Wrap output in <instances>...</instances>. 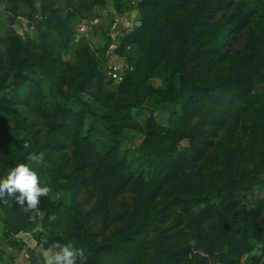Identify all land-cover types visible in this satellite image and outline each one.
<instances>
[{
	"label": "trees",
	"instance_id": "obj_1",
	"mask_svg": "<svg viewBox=\"0 0 264 264\" xmlns=\"http://www.w3.org/2000/svg\"><path fill=\"white\" fill-rule=\"evenodd\" d=\"M21 1L34 10L36 0ZM51 1L42 0L44 12ZM67 1L71 7L76 2H87ZM137 9L140 26L131 33L138 56L135 70L123 77L115 93H105V77L97 71L95 60H86L80 53L82 59L70 84L69 102L61 107L55 105L54 96L47 94L35 78L24 73L25 64L38 61V57L18 37L13 39L12 50L21 71L5 87L9 92H2L1 100L8 105L27 106L33 99L41 101L50 111V124L56 135L46 143L31 135L21 141L18 130L24 124L17 122L15 128L9 129L11 136L0 145V165L4 166L12 156L29 163L28 155L44 153L47 167L33 169L41 186L52 189L51 197L42 198L41 222L67 232L68 242L84 250L86 264H131L126 257L143 255L151 233L161 240L160 246L167 247L172 243L167 234L174 230L176 237L187 230L200 232L198 248L209 257H216L220 264H241L243 257L255 250L259 255L251 256L248 264H264V220L259 222L258 215L239 218L233 202L218 205L207 193L170 185L175 179L178 182V170L205 158L219 129L228 123H232L233 130L247 122L255 127L261 121L259 117L264 120V91L257 89L264 82V0H138ZM243 29H248L245 45L230 53V41ZM107 38L110 42L112 37ZM51 47L53 43L48 41L42 45ZM161 73L166 75L165 88L157 91L150 79ZM49 78L52 90H59L61 81L52 72ZM85 94L93 100L87 101ZM155 94L160 96L169 116L164 124L153 115L146 120L147 137L134 149L146 162L133 170L128 158L131 150H123L121 139L136 111ZM93 101H102L108 111L97 115ZM79 103L87 107V112L78 110ZM205 104L211 108L203 111ZM0 119L5 124L9 122L1 109ZM93 119L100 120L113 140L111 144L96 137ZM61 138L72 140L78 150L71 178L50 159L51 152L65 149L59 143ZM183 138L187 140L185 145L172 143ZM254 138L257 143L258 136ZM235 153L232 150L231 154ZM89 170L94 174L87 178ZM97 181L100 209L95 213L103 212L106 217L109 201L127 190L144 200L145 209L134 228L124 227L109 242L102 243L97 242L93 213H81L77 201L80 185ZM223 190L225 185L218 191ZM59 193L62 197L54 201L52 196ZM0 206L6 215V229L25 228L24 218L30 214L24 213L14 199L10 198L7 205L0 202ZM209 223L216 226V237L204 233ZM193 259L187 264H205ZM171 264L180 263L174 258Z\"/></svg>",
	"mask_w": 264,
	"mask_h": 264
},
{
	"label": "rangeland",
	"instance_id": "obj_2",
	"mask_svg": "<svg viewBox=\"0 0 264 264\" xmlns=\"http://www.w3.org/2000/svg\"><path fill=\"white\" fill-rule=\"evenodd\" d=\"M137 3L138 0H87L86 3L76 2L71 7L67 0H53L49 9L44 12L42 0H36L34 10L21 0H0V87H3L0 93V109L9 119L7 124L0 119V145L11 136L9 129L15 128L17 122L24 124V128L18 130L21 141L26 135H31L46 143V140L56 135L51 128L50 111L41 101L33 99L27 106L24 103L8 105L1 100L5 87L12 84L21 71L18 58L12 50L13 39L18 37L23 44L29 45L31 53L37 55L38 61L32 60L25 64L24 73L35 78L47 94L54 96L56 106L61 107L69 102L70 84L82 59L80 53L86 60H95L97 71L105 77L102 91L115 93L121 78L135 70L138 59L131 35L140 26ZM110 35L112 38L109 42L107 37ZM247 35L248 29H243L230 41V53L245 45ZM45 41L53 43V47L42 48ZM51 72L61 81L57 91L52 90V81L49 78ZM165 77L161 73L151 78L150 84L157 91L163 90ZM257 89L264 91V82ZM6 92L9 90L4 93ZM84 97L87 101L92 99L89 94ZM93 102L97 115L102 116L108 111L102 101ZM209 108L211 106L205 104L202 110ZM78 110L87 112V107L79 103ZM151 115L163 124L169 116L158 94L147 99L143 107L136 111L131 123L125 127L124 137L121 139L123 150H131L128 158L133 170H138L146 162L134 149H138L146 139L148 131L145 122ZM259 118V126L254 127L251 122H247L233 130L232 123H228L219 129L213 139V146L206 151L205 158L195 165H187L178 170V182L175 179L170 185L207 193L218 205L225 201L233 202L234 211L239 218L247 216L252 219L258 215L259 222L263 221L264 120ZM92 126L97 131L96 137L112 143L111 136L105 132L99 119H93ZM254 135L258 136L257 143L254 142ZM59 143L65 149L51 152L50 159L61 166L66 171L65 175L71 178L76 168L78 150L72 140L61 138ZM172 143L185 145L187 140L176 139ZM232 150H236L234 155L231 154ZM20 163L23 162L19 158L10 157L4 166L0 165V179L5 178L10 169ZM33 169L37 170L39 167ZM93 174V170H89L85 177L89 178ZM223 185L226 190L219 192ZM98 186L99 181L87 186L80 185L77 201L81 213H93L97 242L102 243L109 242L124 227L134 228L140 222L145 209L144 200L132 190H127L109 201L106 217L103 212L95 213L100 209L97 205L99 194L95 190ZM52 197L56 201L62 194ZM43 203L41 201V206ZM183 214L184 211H181L180 215ZM29 216L24 218L25 228H18L17 231L6 229V215L0 206V264H43L48 249L54 250L56 243H69L67 232L52 223L45 225L41 219L32 221ZM175 231L167 234L172 240L167 247L160 246L161 240L151 233L146 239L145 253L136 258L135 254L128 255V263L171 264L172 259L176 258L180 264H187L194 258L193 260L204 261L205 264H220L216 257H209L198 248L197 237L200 232L187 230L176 237ZM204 231L210 237L219 235L214 223L206 224ZM177 252L186 254L178 255ZM254 255H259V252L255 250L251 255L244 256L241 264H248Z\"/></svg>",
	"mask_w": 264,
	"mask_h": 264
},
{
	"label": "clouds",
	"instance_id": "obj_3",
	"mask_svg": "<svg viewBox=\"0 0 264 264\" xmlns=\"http://www.w3.org/2000/svg\"><path fill=\"white\" fill-rule=\"evenodd\" d=\"M29 163H20L11 168L7 176L0 179V202L7 205L9 198L14 199L24 213L30 214L32 221L43 219L41 211L42 198H48L52 189L41 186L38 173L34 167H47L44 153L33 152L27 156ZM53 249L46 251L43 264H86L84 250L71 242L56 243Z\"/></svg>",
	"mask_w": 264,
	"mask_h": 264
},
{
	"label": "built area",
	"instance_id": "obj_4",
	"mask_svg": "<svg viewBox=\"0 0 264 264\" xmlns=\"http://www.w3.org/2000/svg\"><path fill=\"white\" fill-rule=\"evenodd\" d=\"M111 36V35H110ZM112 37V36H111ZM121 80H122V78H121Z\"/></svg>",
	"mask_w": 264,
	"mask_h": 264
}]
</instances>
